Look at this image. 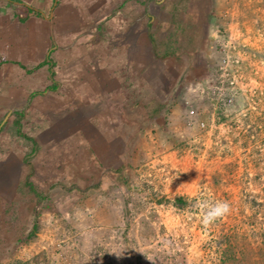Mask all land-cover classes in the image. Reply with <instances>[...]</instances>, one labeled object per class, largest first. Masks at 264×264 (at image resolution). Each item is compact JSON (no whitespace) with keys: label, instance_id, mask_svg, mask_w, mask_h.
<instances>
[{"label":"rangeland","instance_id":"rangeland-1","mask_svg":"<svg viewBox=\"0 0 264 264\" xmlns=\"http://www.w3.org/2000/svg\"><path fill=\"white\" fill-rule=\"evenodd\" d=\"M130 3L135 22L101 45L126 42L139 101L128 82L100 95L118 83L100 88L97 30L73 31L76 15L52 30L49 93L0 108V264H264V0ZM217 202L229 211L206 224Z\"/></svg>","mask_w":264,"mask_h":264},{"label":"crops","instance_id":"crops-1","mask_svg":"<svg viewBox=\"0 0 264 264\" xmlns=\"http://www.w3.org/2000/svg\"><path fill=\"white\" fill-rule=\"evenodd\" d=\"M130 1L132 0H0V108L8 107L13 102L10 99L11 94L13 98L16 97L20 93L18 88L21 89V94H31L35 91L34 89L38 90L40 87L44 89L43 92L46 90V93H49L47 83L52 76L49 74L50 68L47 62L49 63V59L52 58L55 63L54 57H50L53 54L52 49L55 48L52 30L60 31L62 28H69L76 15H79L78 18L82 24H80L81 27L76 24L73 31L82 30L87 24L97 30V41L100 44L94 46L96 49H93V53L99 51L98 54L102 55L101 58L95 55V64L100 67L97 70L101 77V81L97 83L100 88L103 82L106 84L111 79L118 83L117 87L110 88L108 91L101 89L99 93L109 97L110 102L115 101L114 97L121 94L122 87L127 86V74L124 72V67H119L118 62L119 56L125 53L124 48L120 46L126 42L120 43L119 46L116 44L117 48L116 46L113 48L106 44L101 45V41L110 38L117 27L125 26L124 23L123 25L119 23L122 15H126L124 18L127 21L135 22V18L129 13L134 14V10L137 12L138 9ZM124 5L130 8L129 11H125L128 14L122 11ZM86 11L89 14L87 21ZM116 11L121 12L113 16ZM89 35L84 33L83 37H89ZM122 57L121 61L124 64L126 58L124 55ZM18 64L24 65L25 68H21ZM28 83L30 86L27 85ZM10 84L17 85L13 92ZM97 85L94 86L97 87ZM46 99L54 107L52 96L47 94ZM103 118L105 117L101 119ZM99 123L108 126L103 121Z\"/></svg>","mask_w":264,"mask_h":264},{"label":"trees","instance_id":"trees-1","mask_svg":"<svg viewBox=\"0 0 264 264\" xmlns=\"http://www.w3.org/2000/svg\"><path fill=\"white\" fill-rule=\"evenodd\" d=\"M173 8L175 9L176 8V5H173ZM167 54V53H166ZM166 54H162V56L163 57H165L166 56ZM168 55H171V54H168ZM3 63H5V62H3ZM54 64V63H53ZM47 65H49V63L47 62ZM137 80H139V78L138 77H136V76H128V78H127V80H126V82H128L129 84H131L130 86H131V88H130V90H132V91H129L130 92V96H132V99L134 100V102H137V101H139V99H140V97H139V95H140V91H142V89L144 90V85L143 84H141V86H139L138 87V85H137ZM141 82V81H140ZM132 92V93H131ZM141 102H144V101H141ZM156 110H154V112H155ZM101 121V120H100ZM98 126L99 127H103V136L104 137H107V134H108V132L109 131H111V129H109V126H108V128H107V126L106 125H100V123L98 124ZM108 137H111V136H108ZM24 139H26V140H29V141H31L30 140V138H24ZM110 139V138H109ZM109 141V140H108ZM129 145H130V139L128 138L127 139V151L129 152L130 151V147H129ZM129 147V148H128ZM99 170L101 169V166L99 165ZM102 170V169H101ZM123 171H124V168L123 167H120V168H118V169H115V170H112V172L113 173H116V174H119V176H118V178L119 179H125V175H124V173H123ZM102 174H103V170H102V172H101ZM104 175V174H103ZM91 188H93L94 190H98L99 192H100V189H101V180H99V181H97V182H95L92 186H91ZM25 189V191H27V192H30V193H33V194H36V192H35V186L33 185V183L32 182H30V179H28V178H26L25 177V179H24V181L22 182V185H21V187H19L18 188V193H21L23 196L25 195V193L23 192V190ZM77 191H78V189H77ZM45 198V197H44ZM186 202H187V199L185 198V197H177V198H175L174 199V205L177 207V208H182L183 206H185L186 205ZM13 204V203H12ZM15 215H17L16 214V212L14 213ZM13 220V219H12ZM37 230H38V226H37V223H36V221H33V224H32V228H31V231L29 232V234H28V237H27V240H28V242H30L32 239H34L35 238V236H36V233H37ZM42 257V255L41 256H39V257H33L32 259H30L29 261H26V262H18V263H16V264H39V262H40V258Z\"/></svg>","mask_w":264,"mask_h":264},{"label":"clouds","instance_id":"clouds-1","mask_svg":"<svg viewBox=\"0 0 264 264\" xmlns=\"http://www.w3.org/2000/svg\"><path fill=\"white\" fill-rule=\"evenodd\" d=\"M229 211V206L226 202H217L209 212L204 216V222L210 224L218 218L226 215Z\"/></svg>","mask_w":264,"mask_h":264}]
</instances>
